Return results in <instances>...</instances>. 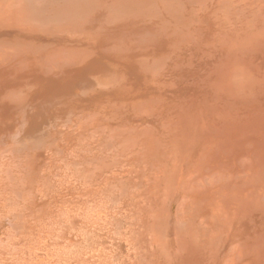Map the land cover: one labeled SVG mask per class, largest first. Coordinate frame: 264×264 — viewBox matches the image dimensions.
<instances>
[{
    "label": "bare ground",
    "instance_id": "6f19581e",
    "mask_svg": "<svg viewBox=\"0 0 264 264\" xmlns=\"http://www.w3.org/2000/svg\"><path fill=\"white\" fill-rule=\"evenodd\" d=\"M0 203V264H264V0H0Z\"/></svg>",
    "mask_w": 264,
    "mask_h": 264
},
{
    "label": "rangeland",
    "instance_id": "374dc122",
    "mask_svg": "<svg viewBox=\"0 0 264 264\" xmlns=\"http://www.w3.org/2000/svg\"><path fill=\"white\" fill-rule=\"evenodd\" d=\"M52 133H54V131H52ZM92 179V178H91ZM117 179H120V178H117ZM92 180H94V179H92ZM98 180H103V182H102V185H101V188H100V192H98L99 193V197H100V199L102 200L103 199V201L105 202V200H104V198H107L108 197V199H120L121 201L117 204V206H119V205H121V203H122V200L124 199V198H117L116 196H117V194H114L113 192H108V190L107 191H105V187H106V185H107V183L108 184H112V181H110V179L108 180L107 178H106V180L104 181V179H102V178H99ZM106 181H108V182H106ZM126 181V180H125ZM106 182V183H105ZM150 182H152V181H150ZM128 183V182H127ZM129 184V183H128ZM149 184V183H148ZM123 185V184H122ZM122 185H119L120 186V188L122 187ZM113 190V189H112ZM111 197V198H110ZM15 198H17V196L15 195ZM14 198V199H15ZM9 200H11L10 198H8ZM126 200V199H125ZM0 208H1V210H0V212L1 211H4L5 209H3L4 208V206L0 203ZM10 208H13V207H10ZM108 209H109V211H108ZM96 210V211H95ZM95 210H93V217L94 218H96V219H98L99 221L97 222L98 224H101V225H103L102 226V228H104V229H106V231L105 232H109L110 234H112V232H114L115 231V228H114V222H112V213L111 212H113V213H115V208L113 209V208H107L106 206L104 207V206H102L101 205V207H99L98 209H95ZM125 211V210H124ZM85 212V213H84ZM127 212V211H126ZM2 213V212H1ZM86 213H88V209H85V210H83V214L82 215H84L85 216V214ZM10 216H12L11 214H9V215H4L3 217H4V219H5V221H9V222H12V223H16V221L14 222L13 221V218H11ZM87 216V215H86ZM89 216V215H88ZM101 217V218H100ZM103 218V219H102ZM102 219V220H101ZM42 220V219H41ZM40 220V221H41ZM107 220V221H106ZM40 221H37V222H34V224H37L38 222H40ZM109 223V224H108ZM14 225H12L10 228H9V230L10 231H13L12 229V227H13ZM1 227H4V228H0V237H5V234L7 233L6 231H5V228H8V227H6V226H4V225H1ZM76 231H74V230H72L71 231V229H68V230H63V235H65L64 236V239L62 240V242H66V245L69 247V248H72L73 246H72V243H71V241H68V239H71V240H79V239H75V237H79V234H80V231L81 230H78V229H75ZM8 234V233H7ZM15 237V238H14ZM13 237V241L11 242V243H9L8 244V247L7 248H9V249H15V250H18V251H21V249L19 248V246L20 245H23L24 244V240H19V239H17V238H20L21 237V235H16V236H14ZM15 239H17L18 241H16ZM99 240V239H98ZM43 241H44V243L47 241V239H45V237L43 238ZM51 242V241H50ZM50 242H48L47 244H46V246H41V247H38V248H36L35 249V252L36 253H38L39 252V254H41V255H47V256H51L50 258H51V260H56L57 259V255H56V253L54 252V251H52V248H51V244H50ZM70 242V243H69ZM80 242V241H79ZM98 242V241H97ZM48 244H49V246H48ZM71 244V245H70ZM80 248L82 247V245L80 244V246H79ZM51 248V249H50ZM75 249V248H74ZM25 250H27V249H25ZM46 250V251H45ZM44 251V252H43ZM68 251H70V250H68ZM43 253V254H42ZM48 254H50V255H48ZM142 255V254H141ZM53 256H55V257H53ZM94 256H96V255H94ZM96 258V257H95ZM116 261L118 260V262L119 263H116V264H122V263H124L125 262V260H124V257H123V259H122V257H118L117 259H115ZM115 260H113L112 259V263H113V261L114 262H116ZM2 261V260H1ZM5 261V260H4ZM8 262V261H7ZM3 264H11L10 262H8V263H3ZM115 264V263H114Z\"/></svg>",
    "mask_w": 264,
    "mask_h": 264
}]
</instances>
